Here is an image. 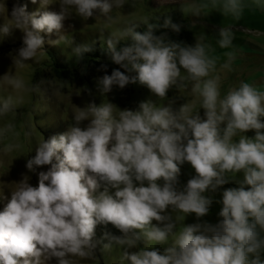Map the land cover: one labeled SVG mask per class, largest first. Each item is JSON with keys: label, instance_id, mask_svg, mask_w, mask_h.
<instances>
[{"label": "clouds", "instance_id": "1", "mask_svg": "<svg viewBox=\"0 0 264 264\" xmlns=\"http://www.w3.org/2000/svg\"><path fill=\"white\" fill-rule=\"evenodd\" d=\"M31 2L39 4L36 11L28 13L17 2L9 13L7 0H0V39L14 29L23 33L22 47L10 54L15 73L0 77V86L14 93L38 91L37 85H25L16 71L45 51L42 33L55 34L57 39L48 43L59 45L67 40L62 30L71 16L82 21L98 17L112 25L119 23L113 10L125 6V0ZM56 4L59 12L48 10ZM209 6L236 19L245 7L243 0H211L190 11L199 16ZM144 26L147 30L141 33L140 25H125L107 40L101 33L109 59L119 68L97 78L99 91L106 96L114 87L122 90L138 82L163 100L173 87L191 82L203 116L190 103L174 109L151 99L135 110H121L109 101L73 105L68 130L43 139L34 158L26 161L28 172L47 167L39 173L38 186L25 174L10 185V199L0 193L7 199L0 210V264L93 260L100 243L96 228L109 224L121 235L105 233L103 248L122 249L117 264H264V88L242 81L221 97L218 78L205 79L217 63L208 54L205 34L188 45L155 35L157 24L145 21ZM163 27L181 30L170 19ZM233 39L230 28L219 29L220 48L232 47ZM91 50L81 45L71 54L79 62ZM225 55L228 61L222 67L227 69L235 55ZM98 70L107 73V66ZM14 106L12 95L0 101V117ZM13 129L11 122L5 124L0 137ZM15 147L8 144L4 151ZM185 164L195 175L181 186ZM229 174L242 178L234 180ZM232 182L237 187L223 191L219 221H204L214 203L210 194ZM172 213L194 214L197 222L177 231L180 216L173 219ZM141 241L145 247L132 251ZM151 245L167 246L161 251Z\"/></svg>", "mask_w": 264, "mask_h": 264}, {"label": "rangeland", "instance_id": "2", "mask_svg": "<svg viewBox=\"0 0 264 264\" xmlns=\"http://www.w3.org/2000/svg\"><path fill=\"white\" fill-rule=\"evenodd\" d=\"M17 2L26 5L28 13L36 11L39 7L38 3L33 4L31 0H7L9 13L13 4ZM50 2L54 3L56 0H50ZM243 2L245 5L243 13L239 19H236L231 15L223 14L218 8H211V6L204 9L199 16L192 15L190 11L192 7L202 4L210 5L211 0H125L124 8L114 9L111 13V15L119 17L117 24L108 25L98 17L82 21L73 15L64 21L62 33L68 36L66 41L59 45L49 44L48 41L56 40L57 36L42 33L45 40V51L39 52L33 60L26 63L25 67L16 71V75L24 81L25 85L28 87L37 85L38 91L21 90L14 93L11 89L0 86V101L12 95L15 105L6 116L0 117V128L9 122L14 124L12 131L0 137V193L3 194V197L10 199V185L19 182L22 175L25 174L30 177L29 182L32 186H38L39 173L47 171V167H37L33 172H28L25 167L26 161L34 158L36 146L43 139L68 130L72 123L73 105L83 107L87 102H95L100 105L109 101L121 110H135L141 102L151 99L159 105L171 104L174 109H178L184 103H190L193 112L200 111L203 116L200 98L191 93V82H186V87H173L168 96L160 100L152 96L147 87L138 82L129 84L122 90L114 87L111 93L104 96L97 87V78L104 74L89 76L88 80L76 84L56 79L51 65L54 58L74 61L75 58L71 54L72 49L81 45L107 50L106 44L101 39V33H103L104 40H107L110 33L132 23L140 25L137 31L144 32L147 30L144 22L149 21L158 25L154 33L166 30L162 34H166L168 38L170 35L180 34L183 37L182 42L188 45H194L195 39H199L202 34H205L204 43L210 45L208 54L217 58L215 71L210 72L205 79L218 78L221 97L230 89L238 87L242 81L264 88V58L260 57L264 56V3L258 4L256 0H243ZM48 10L59 12V5H51ZM166 19L179 25L180 32L175 33L170 28H164ZM2 22L3 18L0 17V23ZM220 28L232 30L234 36L232 47L227 49L219 47L217 40ZM22 43L23 33L15 29L7 37L0 39V77L11 71L13 74L15 73L10 54H14L15 50L22 47ZM227 52H233L235 58L231 61L230 68L225 69L222 65L228 61V57L225 55ZM86 124L87 122H84V125ZM246 135L252 137L254 133L248 132ZM8 144L17 147L11 152H6L4 148ZM194 175L195 172L190 165H183L179 177L181 186ZM229 176L234 180L242 178L240 174H229ZM232 187H237V184L234 182L226 184L216 193L210 194L214 198V203L209 214L202 218L204 221L211 224H216L219 221L218 212L222 208L220 203L222 193L225 189ZM6 203L7 199L0 198V210ZM178 215L180 219L177 231L182 230L184 224L197 222L194 214L187 216L172 213L173 219ZM105 233L121 235L110 224L107 226L98 225L95 238L100 243L95 250L96 258L81 261V264H117L122 249L114 246L110 250H104L103 245L107 243V240L103 239ZM170 242L171 240H169ZM151 246L163 251L167 245ZM143 247H145V242L141 241L138 248L132 249V251ZM51 264H55V260Z\"/></svg>", "mask_w": 264, "mask_h": 264}, {"label": "trees", "instance_id": "3", "mask_svg": "<svg viewBox=\"0 0 264 264\" xmlns=\"http://www.w3.org/2000/svg\"><path fill=\"white\" fill-rule=\"evenodd\" d=\"M165 31L166 30L158 31L154 34L158 36ZM139 32L141 31L139 30ZM169 39L177 42H182L183 37L180 34H173L170 35ZM130 43V40L125 43L120 42L118 48ZM91 49L92 50L90 52L84 54L83 59L79 62H77L75 59L74 61H67L54 58L51 65L54 69L55 78L63 82L76 84L82 82L83 80H88L89 76H97L98 74H110L113 68H119L118 65H115L111 62L107 54V50H103L98 47ZM102 64L107 66V73L102 70H98L101 68Z\"/></svg>", "mask_w": 264, "mask_h": 264}, {"label": "crops", "instance_id": "4", "mask_svg": "<svg viewBox=\"0 0 264 264\" xmlns=\"http://www.w3.org/2000/svg\"><path fill=\"white\" fill-rule=\"evenodd\" d=\"M261 58H264V56H260Z\"/></svg>", "mask_w": 264, "mask_h": 264}]
</instances>
